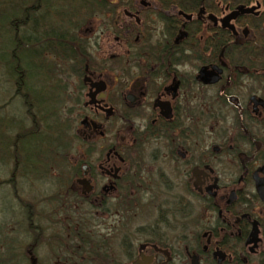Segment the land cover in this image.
<instances>
[{
	"label": "flooded vegetation",
	"instance_id": "obj_1",
	"mask_svg": "<svg viewBox=\"0 0 264 264\" xmlns=\"http://www.w3.org/2000/svg\"><path fill=\"white\" fill-rule=\"evenodd\" d=\"M30 8L18 48L76 135L69 264H264V0Z\"/></svg>",
	"mask_w": 264,
	"mask_h": 264
},
{
	"label": "trees",
	"instance_id": "obj_2",
	"mask_svg": "<svg viewBox=\"0 0 264 264\" xmlns=\"http://www.w3.org/2000/svg\"><path fill=\"white\" fill-rule=\"evenodd\" d=\"M31 4L32 0H0V65L6 67L7 79L14 83L15 95L20 97L24 108L21 116L0 113V163L9 166V175L0 180V185H10L19 199V182L44 179L49 173L60 174L57 180L61 185L68 181L69 176L62 166L67 165L65 158L76 139L68 114H61L64 88L58 84L61 81L58 72H55V89L47 91L36 73V53L18 48L21 37L16 29L31 12ZM4 36L10 40L8 45H5ZM31 68L35 74L31 73ZM50 102L53 103L50 105ZM23 204L27 208L24 211L28 226L39 231V227L32 224V204ZM40 233H35L30 244L20 246L19 253L13 250L14 240L0 233V252L7 255L0 257V264H38L33 247ZM18 254L21 256L17 259Z\"/></svg>",
	"mask_w": 264,
	"mask_h": 264
},
{
	"label": "rangeland",
	"instance_id": "obj_3",
	"mask_svg": "<svg viewBox=\"0 0 264 264\" xmlns=\"http://www.w3.org/2000/svg\"><path fill=\"white\" fill-rule=\"evenodd\" d=\"M4 42L5 45L10 43L7 36H4ZM9 65L11 66L10 63ZM5 72L6 67L0 65V113L21 116L24 114L21 99L15 95L14 83L7 79ZM32 72L35 74L33 68H31ZM37 76L39 77L38 74ZM61 94L64 98V109L61 114L65 115L66 108L70 106V99L66 93L61 91ZM52 103L50 102V105ZM8 175L9 166H2L0 163V180H5ZM59 175L57 173H49L44 179H31L28 182H19L18 195L20 199L12 192L10 185H0V233L1 235L9 236L8 240H14L12 244L13 250L19 253L20 246L25 247L33 242L36 236L35 233L40 231L41 233L36 237V243L33 247L38 264H69L72 249L81 243L79 237L70 231V218L68 216L65 218L69 211L64 210V208L61 209L62 211L60 210L59 197L64 194L66 186L61 185V182L57 180ZM22 202L32 204V224L37 225L39 231L28 226V220L25 218L27 208ZM90 214L88 219L91 220V226L87 230L91 229L94 232L96 231V213L93 211ZM4 245L7 246L5 243ZM81 249L82 246L74 250L78 255H82L84 253ZM5 255L4 251L0 252V257ZM20 256L21 254H18L17 259Z\"/></svg>",
	"mask_w": 264,
	"mask_h": 264
}]
</instances>
